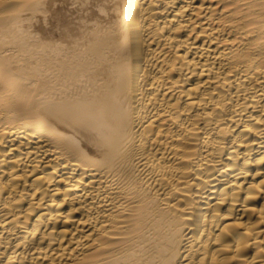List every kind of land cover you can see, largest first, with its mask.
Returning <instances> with one entry per match:
<instances>
[{"label": "bare ground", "instance_id": "bare-ground-1", "mask_svg": "<svg viewBox=\"0 0 264 264\" xmlns=\"http://www.w3.org/2000/svg\"><path fill=\"white\" fill-rule=\"evenodd\" d=\"M0 264H264V0H0Z\"/></svg>", "mask_w": 264, "mask_h": 264}]
</instances>
